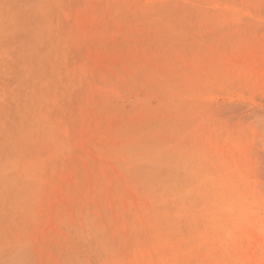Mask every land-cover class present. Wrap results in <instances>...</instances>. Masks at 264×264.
I'll list each match as a JSON object with an SVG mask.
<instances>
[{"label": "rangeland", "instance_id": "374dc122", "mask_svg": "<svg viewBox=\"0 0 264 264\" xmlns=\"http://www.w3.org/2000/svg\"><path fill=\"white\" fill-rule=\"evenodd\" d=\"M0 264H264V0H0Z\"/></svg>", "mask_w": 264, "mask_h": 264}, {"label": "bare ground", "instance_id": "6f19581e", "mask_svg": "<svg viewBox=\"0 0 264 264\" xmlns=\"http://www.w3.org/2000/svg\"><path fill=\"white\" fill-rule=\"evenodd\" d=\"M249 60V59H248ZM260 88V87H259ZM219 253V252H218Z\"/></svg>", "mask_w": 264, "mask_h": 264}]
</instances>
